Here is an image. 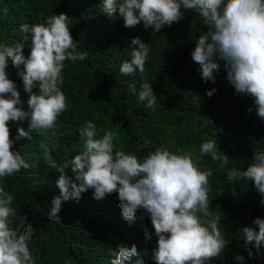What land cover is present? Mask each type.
I'll return each mask as SVG.
<instances>
[{"label":"trees","instance_id":"trees-1","mask_svg":"<svg viewBox=\"0 0 264 264\" xmlns=\"http://www.w3.org/2000/svg\"><path fill=\"white\" fill-rule=\"evenodd\" d=\"M101 2L0 0V42L25 43L20 25L43 24L53 14L63 13L69 17L68 26L78 50L88 53L85 62H64L61 90L67 109L58 118L55 131H33L31 140L22 138L13 146L12 150H19L30 167L0 179V186L14 195L15 215L10 226L19 227L22 217L32 224L35 234L28 246L35 264H111L112 253L120 244H135L143 264H155L151 257L158 238L150 217L143 209L138 210L130 225L122 216L118 193L96 200L89 189L82 193L79 202L62 201L59 222L49 221L45 214L51 200L60 195L56 186L60 173L45 162L41 145L74 179L71 159L84 150L79 130L92 121L97 125V138L107 131L115 134L116 151L142 159L163 148L191 155L201 171L211 169L209 210L220 215L219 227L229 243L221 256L209 264H237L234 258L238 255L245 257V264H264V247L260 255H255L253 249L254 257H249L238 231L245 226L258 231L253 220L264 218L262 197L253 181L229 182L226 175L228 169L245 170L252 163L256 142L264 145V121L256 115L252 97L235 93L226 79L224 61H218L220 71L215 83L202 80L200 66L193 61L191 52L196 39L206 34L209 26L195 11L182 9L181 20L159 33H153L151 28L145 30L143 22L125 28L122 18L110 19L102 12ZM134 37L150 44L143 78L139 72L125 76L119 71L121 62L130 58L128 46ZM23 51L25 56L30 54L28 44ZM7 71L26 110L28 94L23 91L18 70L9 62ZM145 79L157 96L154 111L138 102L131 91L135 85L138 93ZM212 88L217 91L209 98L206 90ZM19 126L28 130L26 121ZM9 127L10 138L16 137L17 123L10 122ZM208 140H216L217 151L228 156L226 166L210 156L198 159L201 144ZM146 230L152 233L150 240L146 239ZM136 260L133 257L132 264Z\"/></svg>","mask_w":264,"mask_h":264},{"label":"clouds","instance_id":"clouds-1","mask_svg":"<svg viewBox=\"0 0 264 264\" xmlns=\"http://www.w3.org/2000/svg\"><path fill=\"white\" fill-rule=\"evenodd\" d=\"M102 12L110 19L122 18L123 27L132 28L141 22L145 30L159 33L173 22H179L183 11L199 14L209 31L196 39L191 57L199 67L204 82L215 83L224 61L226 79L236 94L253 98L256 115L264 121V0H102ZM7 12V9L4 10ZM118 14V17H117ZM66 14H53L43 24H22L19 31L25 43L7 45L0 42V179L28 169L30 165L19 150H12L16 141L31 140V132H54L58 118L67 109L62 92L65 61L85 62L86 51H79L69 28ZM28 44L30 54L25 56ZM130 58L121 62L120 73L143 78L150 56V44L134 37L128 46ZM9 62L17 69L28 94L27 109L16 83L9 78ZM38 91H33L37 89ZM138 102L155 110L157 96L145 79L137 93ZM216 88L206 90L211 98ZM249 112L253 108L248 109ZM27 122L28 130L19 125ZM10 122H16L18 135L10 138ZM84 140L83 151L71 159L74 179L65 174L44 149L45 162L60 173L56 186L60 195L51 200L46 215L49 221H60L62 201L79 202L82 193L93 190V198L101 200L118 193L123 218L131 223L135 213L143 209L150 217L157 246L152 250L155 264H209L221 256L228 245L220 230V215L209 210L208 185L212 170L201 171L189 154H176L160 148L142 159L135 154L116 151L115 134L107 131L102 137L97 125L87 121L79 130ZM252 163L245 170L228 169L229 182L248 181L254 186L264 205V145L256 142ZM216 140L201 144L198 159L210 156L213 161L228 164V156L217 151ZM233 195H236L233 188ZM14 195L0 186V264H35L29 249L35 230L26 217L17 228L10 226L15 215ZM26 225V226H25ZM253 226L241 227L239 237L249 257L260 255L264 247V218L256 217ZM21 229H23L21 231ZM150 240L152 233L145 232ZM111 264H143L137 247L117 245ZM237 264H245L238 255Z\"/></svg>","mask_w":264,"mask_h":264}]
</instances>
